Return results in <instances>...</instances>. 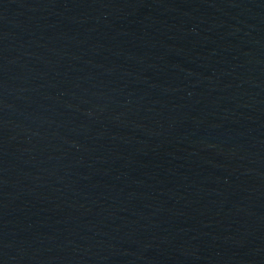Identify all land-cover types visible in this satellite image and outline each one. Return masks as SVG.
<instances>
[{
    "label": "water",
    "instance_id": "obj_1",
    "mask_svg": "<svg viewBox=\"0 0 264 264\" xmlns=\"http://www.w3.org/2000/svg\"><path fill=\"white\" fill-rule=\"evenodd\" d=\"M0 264H264V0H0Z\"/></svg>",
    "mask_w": 264,
    "mask_h": 264
}]
</instances>
